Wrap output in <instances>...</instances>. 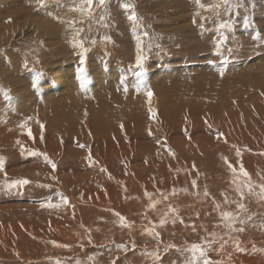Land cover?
Segmentation results:
<instances>
[{
    "label": "rangeland",
    "instance_id": "374dc122",
    "mask_svg": "<svg viewBox=\"0 0 264 264\" xmlns=\"http://www.w3.org/2000/svg\"><path fill=\"white\" fill-rule=\"evenodd\" d=\"M123 2L82 18L83 0H0V264H186L178 249L213 232V264H264V0L221 15L194 0H134L139 25ZM15 179L31 183L9 189Z\"/></svg>",
    "mask_w": 264,
    "mask_h": 264
},
{
    "label": "snow or ice",
    "instance_id": "6c2138e0",
    "mask_svg": "<svg viewBox=\"0 0 264 264\" xmlns=\"http://www.w3.org/2000/svg\"><path fill=\"white\" fill-rule=\"evenodd\" d=\"M37 2L41 5V6H44L45 5V2L46 0H37ZM194 3L197 5V7L203 11H207V12H212L216 15H221V9H223V12L224 13H228V12H235L237 9H240V8H244L246 5L241 2V0H213V2L211 4H208V5H205L202 0H194ZM109 6V0H83V3L80 4L79 7L73 9L74 11L76 12H79L81 14V17L84 18V17H92L93 16V12H94V8H100V9H107ZM120 7L124 10H131V13L130 15L127 16V19L129 21H131L134 25H139L141 23L139 17H138V14L137 12L135 11V4H134V0H126V2H123L120 4ZM250 7L254 10L255 7H256V3H255V0H253V2L251 3ZM107 15L106 12H102L100 15H99V20L100 21H103L105 20V16ZM195 15L197 16H200L201 13L200 12H197ZM202 19H206V17H201ZM61 23H67L69 25V27H74L75 24L77 23V21L75 20H63L61 19L60 20ZM193 23H196L195 20H193ZM243 24H244V27L247 29L248 27L251 26L252 24V21L247 17L245 16L244 20H243ZM200 27L203 29L204 25L201 24ZM232 25L229 24V23H221L219 25V28L220 29H225V28H231ZM75 31H76V34L78 35L80 31H82V29H79V28H75ZM260 38V34L258 33L257 34V39ZM227 39V37L221 35L220 38L217 40L216 42V48L219 49V47L225 42V40ZM137 41H138V44H139V37H137ZM74 43H80L78 41H75V38H74ZM80 46L83 47V44L80 43ZM84 51L86 52L87 49H84ZM145 57L141 54V55H138L137 56V59H136V63L138 66H142L143 64V61H144ZM81 73H83L84 69H81L80 70ZM143 73H141L142 75ZM221 75H223V70H221ZM41 76L40 74H37L36 77L34 78L33 82H32V87L35 88L38 86V82L40 80ZM83 83H84V79H83V76H81V86L83 87ZM143 84V81L141 80L139 82V84L137 85V88H136V91L137 92H140L141 91V85ZM124 92L126 93L128 91V89L125 87L124 89ZM144 94L151 98L153 96V92L148 89L144 92ZM149 111L152 112L153 110L151 108H149ZM28 119H31V117H29ZM21 128L23 127H26V122H22L21 125H20ZM41 127H43V125H41ZM223 134L222 133H218V138L219 136H222ZM29 136H31V133L29 132ZM160 141H158L159 143ZM17 143L19 144L20 142L17 141ZM80 148H85L86 145H83V144H80L78 145ZM21 150L24 151L23 149V146H21ZM237 156L240 155L239 151L237 150ZM28 155L30 156H33V157H37V156H40V155H43V158H44V161L51 166V168L53 170L56 169L57 165L55 164L54 161H52L51 159L48 158V156L46 154H42L38 151H35V150H28ZM88 159L89 161L91 162V153H90V149H89V156H88ZM222 159L224 160L225 164H227V166L233 171L235 172L236 169L233 168L232 164H230L227 160L226 157H222ZM193 167H195V165H193ZM4 170V158L3 157H0V172H2ZM103 170V169H102ZM240 171L241 173L244 175V176H248V173L243 169V167L241 166L240 168ZM7 174L5 173V176ZM29 183H31V181H29L28 179H15L13 180L11 183H7V187L9 189L11 188H15V187H22V186H25V185H28ZM192 185L193 187L196 186V181L193 180L192 181ZM41 187H48V185H40ZM249 187V190L251 191V185H248ZM260 197L262 199H264V184L260 185ZM239 191V189H238ZM241 198H243V192L241 191ZM58 196L61 197V203L63 204H68V200L66 197L63 196L62 193H57ZM145 195H148V193H145ZM204 195L205 196H208L209 193L207 192V189H205V192H204ZM50 197H49V201H50ZM152 207H154V205H150ZM41 207H50V208H54V207H59V205L57 204H52L51 202L47 203V204H44L42 203L41 204ZM217 207H219V205H217ZM238 208L242 209V210H245V205L243 203H239L238 204ZM117 216H119V219L121 221V224L122 226H129L125 220V218L123 216H121L119 213H116ZM223 219L225 221H227V223L225 224V227L228 228L230 230V232L232 231H236V232H240V231H243V228H232V224L233 222L236 221L237 217L234 216L231 212H222L221 213ZM252 217L249 216L247 217V220H251ZM165 219H161L160 220V224L163 225L165 223ZM183 222V221H181ZM247 221L246 220H240V223L241 224H244L246 223ZM173 223H175V220H173ZM149 231V234L150 235H155L156 238L158 239L159 238V233H153L151 229L148 230ZM193 231H195V227H193ZM229 235V239H231V236H230V233L228 234ZM212 236V239H208L207 237H204L203 238V243H204V247L201 246L200 243H192L187 249H178V251H188L191 253V257L189 259H187L186 261V264H194L195 260L197 259V256L199 255L200 257H204V260H203V264H213V261L211 259H209L206 255V251L207 249H211L212 248V245L214 243H217V234L215 232H213L211 234ZM220 240H223V237H219ZM224 243H228L227 240L223 241ZM236 246L239 247V244L238 242H236ZM167 247L169 248H172V247H175V245H168ZM165 251H167V248L165 249ZM155 259L156 260H160L161 257L159 255H156L155 256ZM57 264H59V262H57ZM216 264H222V262L220 261H217Z\"/></svg>",
    "mask_w": 264,
    "mask_h": 264
},
{
    "label": "bare ground",
    "instance_id": "6f19581e",
    "mask_svg": "<svg viewBox=\"0 0 264 264\" xmlns=\"http://www.w3.org/2000/svg\"><path fill=\"white\" fill-rule=\"evenodd\" d=\"M22 134V133H21ZM77 140V139H76ZM81 142V141H80ZM77 143H78V141H77ZM82 144V143H81ZM73 146V145H72ZM74 148V147H73ZM88 154V153H87ZM83 162V161H82ZM83 168V167H82ZM244 243V242H243Z\"/></svg>",
    "mask_w": 264,
    "mask_h": 264
}]
</instances>
